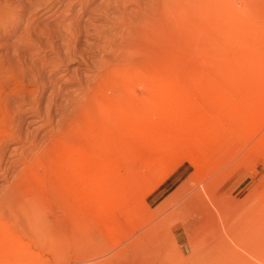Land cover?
Wrapping results in <instances>:
<instances>
[{
  "label": "rangeland",
  "instance_id": "374dc122",
  "mask_svg": "<svg viewBox=\"0 0 264 264\" xmlns=\"http://www.w3.org/2000/svg\"><path fill=\"white\" fill-rule=\"evenodd\" d=\"M0 200V264H264V0H0Z\"/></svg>",
  "mask_w": 264,
  "mask_h": 264
},
{
  "label": "bare ground",
  "instance_id": "6f19581e",
  "mask_svg": "<svg viewBox=\"0 0 264 264\" xmlns=\"http://www.w3.org/2000/svg\"><path fill=\"white\" fill-rule=\"evenodd\" d=\"M5 1H7V0H5ZM5 4V3H4ZM3 5V4H2ZM7 200V199H6ZM6 202V201H5ZM9 202V201H8ZM8 205V204H7ZM6 205V203H4L2 200H0V211H1V209H2V211H3V209H4V207H7L8 208V206ZM11 207V206H10ZM9 207V208H10ZM13 208V207H12ZM12 208H10L9 210H11ZM16 208H19V209H22L23 211H26L27 213H26V217H24V219L26 218V221H25V223L26 222H28L29 224H35L36 225V227H37V225L39 224V222H41V224L43 223L42 222V220L40 221V219H39V214L38 213H40V212H37V211H39V210H37L36 208L37 207H35L34 206V204H33V202L32 201H30V199H29V201H26L25 202V204L23 205V206H20L19 205V207H16ZM8 210V209H7ZM1 211V212H2ZM14 210H12V212L11 211H9L11 214L13 213V214H15L14 212H13ZM4 212H5V210H4ZM12 214V215H13ZM1 215L2 214H0V217H1ZM168 215V214H167ZM14 216V215H13ZM12 216V217H13ZM24 219H23V221H24ZM22 221V220H21ZM1 219H0V225H1ZM22 223H24V222H22ZM28 223H26V225L28 224ZM43 225V224H42ZM41 225V226H42ZM35 227V228H36ZM157 227V225H155V228ZM37 229V228H36ZM38 229H39V226H38ZM36 231V230H35ZM42 234V233H41ZM40 234V235H41ZM38 237V236H37ZM133 247H134V244H133ZM136 247V246H135ZM139 249V248H138ZM131 251V250H130ZM202 264V263H201ZM217 264V263H216Z\"/></svg>",
  "mask_w": 264,
  "mask_h": 264
}]
</instances>
